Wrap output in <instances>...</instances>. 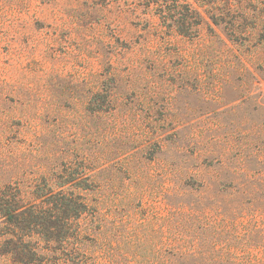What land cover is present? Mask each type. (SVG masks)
Here are the masks:
<instances>
[{
	"label": "rangeland",
	"instance_id": "374dc122",
	"mask_svg": "<svg viewBox=\"0 0 264 264\" xmlns=\"http://www.w3.org/2000/svg\"><path fill=\"white\" fill-rule=\"evenodd\" d=\"M170 4L0 0V190L84 210L59 242L26 237L30 264H160L178 236L216 242L219 264L264 259L247 193L264 175V0H179L173 20ZM10 228L0 216V264H26Z\"/></svg>",
	"mask_w": 264,
	"mask_h": 264
},
{
	"label": "trees",
	"instance_id": "16d2710c",
	"mask_svg": "<svg viewBox=\"0 0 264 264\" xmlns=\"http://www.w3.org/2000/svg\"><path fill=\"white\" fill-rule=\"evenodd\" d=\"M173 4L168 5L169 18L173 20L174 14L178 6L179 0H170ZM187 13V18L190 21L182 19L180 25L182 26L179 31L185 35H195L197 28L201 24L199 12L193 8L191 4L184 6ZM190 9L195 10L194 12ZM190 12L191 14H188ZM179 22V21H178ZM258 181L261 183V187L254 192H247L250 195H255L252 199L254 205L252 210L241 205L242 208L249 209L248 212H252L255 217H259L264 222V175L259 173ZM64 191L48 192H33L32 200L27 201L22 196L21 192H11L9 189L0 190V216L11 226V230L5 233L13 235L19 238L25 249L29 252H16L17 260L21 263H34L36 256L33 250L29 249L32 243L26 241V237H32L35 235L43 237L45 240L51 242H59L61 237L65 236L69 231V226L66 224L68 219H78L83 213L81 204L75 205L72 201H64ZM216 245L217 243L212 241H204L199 243L193 241L190 244L189 240L183 236L175 238V246L170 252H164L160 258V264H219V261H223L222 255L217 254L218 250L214 246L209 250L203 248L207 245ZM22 246V245H21ZM258 248H264V244H257ZM19 248L15 251H19ZM14 253V250H10ZM150 260V259H149ZM251 264H264V259L256 258Z\"/></svg>",
	"mask_w": 264,
	"mask_h": 264
}]
</instances>
